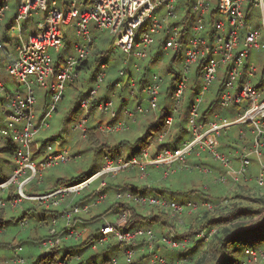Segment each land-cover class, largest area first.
Here are the masks:
<instances>
[{"label":"built area","instance_id":"2783aa9c","mask_svg":"<svg viewBox=\"0 0 264 264\" xmlns=\"http://www.w3.org/2000/svg\"><path fill=\"white\" fill-rule=\"evenodd\" d=\"M9 1L2 0L0 4V27L9 10ZM212 2L213 0H194L192 9L195 12V21L186 35L185 44L182 38L183 26L174 20L177 18L174 11L177 0H19L13 21L7 27L8 35L15 40L16 58L7 65L13 86L7 88L0 77V97L3 102V111L0 110V135L11 136L10 140L15 144V168L12 175L0 182V207H16L23 200H32L42 203L46 210L50 207L59 208L62 231H59L61 227L55 228L58 218L54 216L53 228L48 236L39 242V247L45 252L61 245L65 239L88 240L91 234L85 239L84 232L80 234L77 226L72 223V216L87 214L103 203L107 198V193L103 191L106 178L116 176L123 170L137 168L138 177L147 176L149 167L163 169L162 178L183 169L211 174L212 169L209 166L187 163L189 156L207 153L224 169L214 177V183L237 184L248 175L250 156L254 155L258 163L254 180L258 186H264V85L258 86L262 78L258 72L261 73L264 62L260 67V57L252 59L254 49L264 48V0H216V16L210 29L206 18ZM253 9L258 15L256 26L249 22ZM39 10L46 11L43 19L34 17ZM29 17L32 19V27L25 24ZM69 25L74 27L73 41L70 49L60 56L51 50L66 48L65 28ZM104 31L111 35L110 48L117 49L124 55L123 67L118 70L120 79L115 83V88L127 89L131 100L126 99V102H131L132 107H117L111 98L92 103L107 74L108 66L103 62L98 68L93 86L80 101L81 114L78 119H74L71 131L78 132L85 138L86 123L94 111L107 114L112 119L100 122L99 131L102 135L125 131L130 127L128 121L134 122L138 116L145 115L157 107L163 82L162 75L152 72L150 80L138 93L128 65L132 62V67L138 72L140 67L137 63L147 58L150 47L157 36L161 35L163 54H174L181 49L184 54L182 75L170 95L173 106L165 117L167 131L174 127L178 106L187 89L190 66L201 58L204 60L201 65L200 83L194 92L186 120L190 138L176 148L162 150H156L155 143L149 142L137 154L128 158L104 153L101 166L85 179L45 193L28 194L24 191L25 185L35 178L40 181L42 170L67 162L76 156L58 147L61 142L59 136L40 145L39 135L49 129V120L56 112L65 88L78 79L81 72L79 67L87 60L92 47L100 39V32ZM2 58L3 42L0 40V63ZM223 72L226 78L219 94L218 105L237 106L236 115L229 118L214 112L207 122H203L200 119V108L210 87ZM125 77L126 81L122 84L121 81ZM33 84L48 90V105L40 112L34 108L37 98ZM136 93L139 94L138 100ZM242 125L249 128L251 143L241 145L233 150V153L221 152L217 148L215 137L230 126ZM244 131V128L239 130L241 134ZM163 136L164 131H160L158 139L161 140ZM37 154L40 162L36 160ZM17 178L22 179L17 181ZM13 183L18 185L15 191L11 192L9 188ZM94 183H97L93 188L96 197L89 203L74 204L71 196L81 194ZM115 197L117 200L160 208L179 225L183 224L185 215L197 214L201 209L214 213L216 209L228 203L225 197L218 203L194 200L177 202L162 196L132 193L130 190L118 191ZM114 218L113 221L105 218L102 220L99 233L91 242L92 249L108 246L110 240L115 239L120 245L123 264H180L186 261V258L169 260L160 255L156 251L155 243L158 242L172 251L184 250L191 245V238L177 237L174 229L157 236L151 228L135 227L129 212L117 211ZM78 222L76 221V224ZM19 225L26 227L27 219H20ZM84 228L82 227L83 231ZM211 234L212 230L206 233L199 231L196 236L208 240ZM141 240L144 246L138 248ZM12 249L16 255L14 261L23 263L24 259L19 255L21 246L15 245ZM139 251L146 255L142 261L136 259ZM247 253L250 262L264 261V249H253ZM74 256L76 255L70 253L64 259L54 258L46 264H68ZM107 263L119 264V256H110ZM241 264L247 263L243 261Z\"/></svg>","mask_w":264,"mask_h":264},{"label":"trees","instance_id":"16d2710c","mask_svg":"<svg viewBox=\"0 0 264 264\" xmlns=\"http://www.w3.org/2000/svg\"><path fill=\"white\" fill-rule=\"evenodd\" d=\"M193 2L194 0H177V3L174 7V11L176 15L179 16L177 21L176 20L175 21L177 23H181L183 26L182 38L185 44H186V35L190 31V26L195 21V12L192 9ZM1 3L2 0H0V4ZM215 13H216V0H213L212 5L210 7V12L208 13L206 18V24L207 26H209L210 29H212V22L216 16ZM13 18L14 16L6 20L5 17L0 27V40L3 42V58L0 64L8 62L7 58L11 56V48L15 47V40L12 37H10L7 32V27L10 24V22L13 21ZM157 39L155 40L154 44L150 47L149 54L145 59V60L148 59L146 64H144V66H141L138 72L132 69L131 74L132 76H134L136 82V90L138 91V93H140L141 88L150 80V75L152 72H150L151 69L148 67L149 63L156 62L154 60L156 59L158 60L161 56L163 37L159 35ZM68 47L69 44L66 43V48L64 49L65 52L68 51ZM94 47L95 46H93L92 49ZM116 52L117 49H113L110 47H108L107 49L104 48L100 49L98 47H95L94 51L87 58V60L81 64L79 69H82L84 71L92 69V73L90 77L91 85L84 92L78 91V96H77L78 101H76L75 106L72 109H70L71 115L75 114L77 110L78 111L80 110L79 108L80 101L82 98L87 96L89 90L93 86L98 68L100 64L103 62L106 63L108 66L107 74L98 90L97 96L92 101V103L99 100L110 99L113 96L114 93L111 94V90L112 88L113 89L115 88V83L120 79V77L118 78V75L116 74V71L113 70V68L117 66L118 62L121 65L122 60L124 59V55L120 51L119 52L121 55L118 56V58H116L115 57ZM112 57H115L116 59L115 63H113L115 66L109 67V61ZM57 58H59V56H57ZM183 58H184V54L182 49L175 52L174 54H171L170 63L166 69L168 74H170L171 76L169 80L163 78V82L159 94V96H161V99L160 100L158 99V105L155 109L149 111L145 115H141L142 117L139 119V121H141L140 123L141 128H143V130L145 129L141 136L137 137L136 140H134L133 142H130L127 138H120L117 142L113 140L114 134L126 133L131 129L129 127V129L125 131L112 133L109 135L110 139L108 138L105 139L104 137L106 136H103L99 132V130H97V124L104 120L96 121V119L93 120L91 119L92 120L91 123L89 122L87 124L88 130L86 132L85 139L88 148H86L85 150H92L95 153V155H100L101 158L104 153H109L114 157L121 156L123 158H128L129 156L137 154L140 151V149L148 145L149 142L155 143L156 150H162L164 148H176L180 146L183 141L189 139L190 132L186 124V120L188 117L189 106L193 100L194 92L196 91L200 83L201 65L202 63H204V60L202 58L199 59L198 62H196V64L191 65L189 68V72L187 74L188 77L187 89L178 106V112L175 115V123L173 130L167 131V126L165 125V117L171 112L173 106V103L170 100V95L174 89L175 83L180 79L182 75ZM173 66H178L179 70L178 71L174 70ZM260 72H261L260 74L258 72V75H262V78L260 79L261 83L258 85L259 87L264 85V68H262V70L260 69ZM225 78H226L225 72L219 74L218 79L214 83L215 89L214 91L211 92L212 95L211 99L209 100L205 99V102L203 103L204 105L200 108V112H199L200 119L203 122H207L214 112L219 113L222 116H227L229 118H234V116L236 115L237 106L220 107L218 105L219 94L224 86ZM123 90L127 91L126 88H124ZM138 93H136L137 100L139 98ZM2 103L3 102L0 97V110L3 111ZM47 105H48L47 102L46 104H43L41 108H39V112L41 109L42 110L46 109ZM127 105L128 102H126V99L122 98L118 107L121 108ZM71 115L68 117L67 119L68 121L71 120ZM105 115L107 114L100 113L101 116L100 118L104 119ZM105 120L109 121L112 119L107 115V118ZM135 120L137 121V119ZM236 127H237L236 137L228 138L224 144L220 143L218 141L219 138H217V137H221L220 135L222 133L215 137L217 148L221 152L228 154L234 149L240 148L241 145L243 144L251 143L252 137L249 133V128L247 127V125L236 126ZM241 128H244L246 130L244 131L243 134L239 132ZM160 131H164V136L161 138V140L158 139ZM185 134H186V138H185ZM127 148L129 153L126 152ZM14 149H15V144L13 143L12 140H8L4 144V146L0 147V152L3 153V155H5L6 157L12 156L14 153ZM85 150L83 151L78 150L77 152L74 153V155H78L81 152H84ZM39 153H41V151H39ZM202 155H204L203 157H207V156L210 157V155H208L207 153H201L199 156L194 155L196 160L193 163H190L188 160L187 163L191 165H195V164L205 165V166L212 165V164H208L207 163L208 161H206L205 158L202 159L201 158ZM214 161L216 163L212 166L215 168L219 167L220 173L224 171L220 163L216 160ZM101 162L97 164L99 165V167L101 166ZM97 165L93 164L92 166H90L89 172H81L77 176L71 177L70 179L58 178L56 180H50L49 178H47V183H43L42 181L44 179V175H42L40 179V184L41 185L44 184V185L40 189L41 191L37 193H28V194L45 193L57 187L81 181L86 177H88L91 173H93V171L96 170ZM162 170L163 169L161 168L149 167V173L147 176L138 177L137 168H133L129 170H123L116 176L107 177L106 185L103 188V191L107 193V198L103 203L99 204L97 208L95 207L96 209H100V212L102 211L104 215H102V213L100 212H95L94 216L92 217V220L94 221H90L89 223L87 216L91 214L90 212L87 214L80 213L72 216V223H74L75 226L78 227L79 225L82 227H89L92 230V233L89 236L88 240L86 241L79 240L81 241L80 246H84V248H88V247L91 248L90 247L91 242L96 238V236L99 233L98 232L99 228L96 227L92 228V224L95 223V221L96 222L98 221L97 219L99 218L100 215L102 217V216H106L107 214L106 217H111V216L114 217V214L117 211L129 212L133 224H139L141 226H144L146 224L147 228H151L157 236H159L160 234H166L165 232L169 233V231L174 228L176 223L175 220L172 217H170V215L164 210L160 208H154V207L152 208L147 206L146 204H138L133 201L117 200L115 194L118 191L124 192L126 190H130L132 191V193H141V194L143 193V194H151L154 196H162L168 200H173L177 202H182L185 200H194L198 202L208 201L211 203H218L221 199L226 197V192L230 190V187L235 185L237 186V191L240 190V193H236L235 195L238 197V199L234 200L235 202L232 203L228 201V203L225 206L216 209V210H221L220 214H217L215 212L213 213L207 209H201L197 214L185 215L183 217L184 218L183 225L185 226L187 225L188 227L190 226L189 235L194 236L192 237L193 239H191L192 241L191 245L187 249L172 251L164 247L160 243L156 242L155 243L156 251L159 253V252H163V250L165 249L164 251H166V253L164 256L169 260H174L177 258H186V261L180 264H240L241 260L237 259V253L241 252L242 247L250 245L251 250L264 249V195L263 197L255 198V200H257L255 201L256 204L250 205L245 197H242V195H237V194H241V191L247 190V185L242 184L243 180H241V182L237 184H230L229 182H224L223 184L214 183L212 185L207 186L196 182L195 179L193 178L192 179L189 178L187 179L188 187L181 189L178 188L176 190H173L162 183L164 181H169L171 177H175L179 173H183V172L176 171L174 173L169 174L167 177L162 178ZM122 174L124 176H121ZM200 174L210 176V174H204V173H200ZM182 180L185 185L184 179ZM176 183L183 186L180 180L178 179H176ZM218 186H222V188H219ZM110 192H113L114 195L111 201L108 200L109 198L108 196ZM95 197H96L95 189H92L89 192L86 191L83 194V196L80 197V200L78 201L79 203H77V205L89 203ZM102 204H106V207L101 208L100 206ZM40 207L41 208L39 210V213L41 214L43 213V216L45 214H49L50 212H51L50 214H52L55 213L54 211H57L51 209L46 210L41 205ZM52 215H55L60 221L61 218H60L59 210L56 212V214H52ZM25 216L26 214H24L20 219L27 218ZM76 221L79 222L76 224ZM59 225L61 227L62 222ZM0 228H2L1 225ZM159 228H161L162 230L160 231ZM210 230H212V234L208 240H204L203 237H197L195 235L197 234L198 231H203L204 233H206ZM59 231H62V227L59 228ZM176 234L177 237H183L187 235L179 232ZM45 237H47V235L39 238V241H41ZM65 241L66 239L63 241L62 244H64ZM205 242L207 243L205 247L201 249L200 252H198L200 245H203V243ZM109 246L110 243L108 246H105L103 248L105 250L112 248ZM142 246H144V243L141 240L138 245V248ZM58 248L59 247L56 246L50 251L42 253L37 259L36 263L46 264L48 262L46 261L47 256L52 257V259H54L53 257L57 253ZM78 248L79 247L77 246L65 247L64 257H66L70 253H73V251L77 250ZM119 248L120 245L118 244V247L114 248V252L111 256L113 255L119 256V264H123V258L120 257L121 252ZM144 254H145L144 252H140V251L137 252V257H136L137 261H142L143 258H146V255ZM107 262H109V259H107Z\"/></svg>","mask_w":264,"mask_h":264},{"label":"rangeland","instance_id":"374dc122","mask_svg":"<svg viewBox=\"0 0 264 264\" xmlns=\"http://www.w3.org/2000/svg\"><path fill=\"white\" fill-rule=\"evenodd\" d=\"M18 3H19V0H10L8 2L9 10H7V12H6V20H8L10 17L14 16V13L17 9ZM252 12L253 13L251 14V16L249 18V22L252 26H256V24L258 23V15L256 13V10L253 9ZM45 15H46V11L39 10L37 13L34 14V17H39V19H43ZM178 17L179 16H177V18H175L174 20H177ZM28 19H29V21L26 22L25 24L29 27H32L31 17H29ZM91 29H92V26H91ZM92 31H93V29H92ZM65 32H66V43L69 44L68 49H70V45L73 41L72 36L74 34V27L71 25L67 26L65 28ZM140 32L141 31L138 32L139 36H140ZM158 37L159 36H157V38ZM99 40L97 43H95V45H94L95 47H98L100 49H102V48L107 49L108 47H110L111 35L108 31L100 32V39ZM95 47L91 50V53L94 51ZM51 51L53 53H56V54L61 55V56L64 55V53H65V50H61V49H52ZM91 53L89 54V56L91 55ZM171 54H172L171 52L163 54L162 50H161L160 58L158 60L157 59L154 60L156 62H150L152 59L149 61L150 63H149L148 67L151 69L150 72L161 74L164 79L169 80L171 75L168 74L166 69L170 63ZM120 55H121L120 52L117 50L115 57L118 58V56H120ZM115 57H112L110 59L109 67L115 66L113 64L116 61ZM258 57H260L259 63L261 62V64H260V67H261L263 65V62H264V48L263 47H261L260 49H254L253 50L252 59L256 60V59H258ZM15 58H16V51L12 47L11 48V56L9 58H7L8 62L0 64V77L5 82V85L7 88H11L13 86V79L8 73L7 65L9 62L13 61ZM147 61H148V59L141 61V62H138L137 66L138 67L144 66V64H146ZM131 63L132 62H130V64L128 65V69H129L130 74L132 72V69L134 70ZM135 63L136 62H134V64ZM122 67H123V64L121 63V65H120V63L118 62L117 66L113 68V70L116 71L118 78L120 77L118 74V69H121ZM173 68H174V70H177V71L179 70L178 66H173ZM80 71L81 72H80L78 79L72 85H69L65 88L63 98L59 102L56 112L53 114L52 118L49 120V123H50L49 129L40 133V135H39V144L40 145L52 140L56 136H59L60 137L59 141H61V142L59 143L60 146H58V147H62L64 150H67L72 155L75 152H77L78 150L83 151L86 148H88L86 139L84 137L82 138L78 132L71 131V127H72L73 123L75 122L74 119L75 120L78 119V116L81 114V111L77 110V112L75 114L71 115L70 109H72L75 106V102L78 101V98H77L78 91L84 92L91 85L90 77H91L92 69H89L87 71L80 69ZM125 81H126V77L121 81V83L124 84ZM164 87H165V84H164ZM32 88L34 89L35 95L37 98V102H36L34 108H35V110L39 111V108H41V106L43 104H46V102H48V100H49V96H48V92H47L48 90L45 87H42L40 85L38 86L35 84L32 85ZM21 89H22V91H24L23 87H21ZM214 89H215V84H213L210 87L209 92L206 94V97H205L206 100L211 99V97H212L211 92L214 91ZM111 94H113L111 99L113 100L115 106H117V107L120 104L122 98L131 100L130 94L126 90H121L119 88H114V89L112 88ZM158 99L160 100L161 96H159ZM128 106L132 107V103H128ZM40 111H42V109ZM70 115H71V120L68 121L67 119ZM90 116L91 117L89 118V120L86 124H88L89 122L91 123V121L93 119H96V121H99V120L107 121V120H105L107 118V115H105L104 119L100 118L101 117L100 112H97V111H94ZM141 117L142 116H138L136 118L137 121L135 120L134 122H132V121L130 122V128H131L130 131H128L126 133L114 134L113 140L117 142L120 138H127L130 142H133L134 140H136L137 137L141 136L145 130V129L143 130V128H141V126H140L141 121H139V119ZM99 126H100V122L97 124V130H99ZM86 128H87V126H86ZM172 130H173V128H171L169 131H172ZM236 135H237V127L236 126H230L226 131L222 132V134L220 135L221 137H217V138H219L218 141L220 143L224 144L228 138H234V137H236ZM104 138L110 139L109 135H107ZM185 138H186V134H185ZM10 139H12L11 136L5 137V136L0 135V147L4 146V144ZM126 152L129 153L128 148H127ZM203 156L204 155H202L201 158L202 159L205 158V160L208 161L207 162L208 164L214 165L216 163L211 157H209V156L203 157ZM36 160H38L39 162L41 161V159H39L38 154L36 156ZM187 160L190 163H193L196 160V158L194 157V155H192V156H189ZM101 161H102V158L100 155H95V153L92 150H85L84 152H81L80 154L72 157L67 162H61V163H59V165L51 167L48 170H46V169L42 170L41 174L44 175V179L42 182L47 183V178H49L50 180H56L58 178L70 179L71 177L77 176L81 172H89L90 166H92L93 164L97 165ZM14 168H15V162L13 159V155L6 157L5 155H3V153L0 152V182H2L7 177L12 175ZM98 168H99V165L96 166V169H98ZM257 170H258L257 159L254 155H251L250 156V166L248 168V174L252 173L254 175L257 172ZM177 172H183V173H179L175 177H171L169 179V181H164L162 184L170 187L173 190H176L178 188L181 189V188L188 187L187 179H189V178H191V179L193 178V179H195L196 182L201 183L203 185L208 186V185L213 184V180L210 176L202 175V174L198 173V171L196 172L195 170L183 169V170H179ZM123 174H125V173H123ZM123 174L121 176H124ZM125 175H127V174H125ZM21 179L22 178H20V179L17 178V181H20ZM176 179L180 180V182L183 186L177 184ZM182 179H184L185 185H184ZM96 184L97 183H94L93 185L90 186V188L85 189V191L82 192L81 194L72 195L71 197L74 199V204L79 203L78 201L80 200V197H82L86 191L89 192L90 190H92L96 186ZM17 185H18V183L17 184L13 183L10 185L9 189L11 190V192H12V190L15 191V188ZM40 185L41 184H40L39 178H35L25 185L24 191L26 193L40 192L41 191L40 189L43 187L44 184H42L41 186ZM218 187L222 188V186H218ZM236 189H237V186L233 185L230 187V190H228V192H226L225 198H227V201L232 203V202H235L234 200L238 199V197L235 195H236V193H240V190L237 191ZM237 195H242V197H245L246 200H248V203L250 205H254V204H256L255 201H257V200H255V198L263 197L264 187H258L256 185L254 178L252 177L251 184L247 185V190L241 191V194H237ZM71 197H69V198H71ZM108 197H109L108 200L111 201L114 197L113 192H110ZM40 205L42 206L43 204L38 202V201L23 200L22 203H19L16 207H10L9 205H7L5 207H0V211H1L0 212V225L2 226V228H0V264H37L36 263L37 259L39 258V256L43 252H45L44 249H41L39 247V242H40L39 238L46 236V235L48 236L50 230L53 228L52 227L53 226L52 225V219L55 215H52V214H56V212L59 210V208L50 207L51 210H57V211H54L55 213H52V214H50L51 213L50 212L49 214H45L43 216V213L42 214L39 213V210L41 208ZM100 207L105 208L106 204H102ZM96 208H93L90 211L91 214L89 216H87L88 217V223L90 221H94V220H92V217L94 216L95 212H100V209H96ZM100 213H102V215H104V213L102 211ZM215 213L220 214L221 210H216ZM24 214H26L25 217H27V218H25V219H27L28 225L23 228L19 225V220ZM106 216H107V214H106ZM106 216L101 217V215H100L99 218L97 219L98 221L97 222L95 221V223L92 224V228L93 227L100 228V225H101L102 220L104 218H106V220H109V221H113L115 219L112 216L111 217H106ZM183 220H184V218H183ZM61 222H62V220L60 219V221H59V219H58V225L61 224ZM58 225L57 224L55 225L56 229H58V227H60ZM134 226L137 227V226H141V225L134 224ZM141 227H147V225L145 224L144 226H141ZM189 227L187 225L185 226L183 224L179 225L176 222L173 229L175 231V234L178 232L183 233V234H187L185 236L193 239L192 237H194V236L189 235L190 234V232H189L190 228ZM77 228L79 229L78 232H80V234L82 232H84L83 237L85 239L92 233V230L91 231H89V230L83 231L82 226L78 225ZM159 230L161 231L162 229L159 228ZM165 233H167V232H165ZM79 240L80 239H74V238L66 239L64 244L58 246L59 247L58 251L53 258L64 259L65 247L77 246L79 248L77 250L73 251V254H75L76 256H74V258H72L68 262V264H80V263H82V264H108L107 259H109L110 256L113 254L114 248L118 247V244H117L115 239L110 240V246L109 247H112V248L107 249V250H105L103 247L98 248L97 250L89 248V247L84 248V246H80L81 241H79ZM206 244L207 243L205 242V243H203V245H200L198 252H200V250L203 249ZM15 245L21 246V250L19 251V255L24 259L23 263H19V262L14 261V258L16 255L14 254L12 247ZM164 250H163V252H159V254L164 256L166 253V251H164ZM250 250H251V246L247 245V246L242 247L241 252L237 253V259L241 260L240 264L243 261L246 262L247 264H264V261H262V262H250L249 261V254L247 253ZM167 252H170V251H167ZM77 255H79V256H77ZM120 257H122V256L120 255ZM50 259H52V257L47 256L46 261H49Z\"/></svg>","mask_w":264,"mask_h":264},{"label":"crops","instance_id":"0c3cea01","mask_svg":"<svg viewBox=\"0 0 264 264\" xmlns=\"http://www.w3.org/2000/svg\"><path fill=\"white\" fill-rule=\"evenodd\" d=\"M129 103V102H128ZM131 103V102H130ZM235 150V149H234ZM232 153H233V151H231ZM235 163V165H237V162L235 161L234 162ZM209 167H211V168H214V169H212V174H210V177L212 178V180H213V184H214V177L216 176V175H218V173H220V168L218 167H213L212 165H210ZM257 173V172H256ZM256 173L253 175L252 173H250V174H248L244 179H243V181H242V184H245V185H248V184H251V179H252V177L254 178V176L256 175ZM237 190V189H236ZM86 230H89V231H91V229L89 228V227H85L84 228V231H86Z\"/></svg>","mask_w":264,"mask_h":264},{"label":"clouds","instance_id":"9594fccd","mask_svg":"<svg viewBox=\"0 0 264 264\" xmlns=\"http://www.w3.org/2000/svg\"><path fill=\"white\" fill-rule=\"evenodd\" d=\"M8 178V177H7Z\"/></svg>","mask_w":264,"mask_h":264}]
</instances>
